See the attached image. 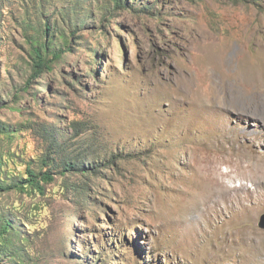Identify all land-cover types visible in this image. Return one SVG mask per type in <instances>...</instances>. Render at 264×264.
Masks as SVG:
<instances>
[{
	"label": "rangeland",
	"instance_id": "1",
	"mask_svg": "<svg viewBox=\"0 0 264 264\" xmlns=\"http://www.w3.org/2000/svg\"><path fill=\"white\" fill-rule=\"evenodd\" d=\"M124 2L0 0L4 171L47 168L39 124L88 168L0 195L27 239L0 263L264 264V0ZM27 33L63 51L36 78Z\"/></svg>",
	"mask_w": 264,
	"mask_h": 264
},
{
	"label": "trees",
	"instance_id": "2",
	"mask_svg": "<svg viewBox=\"0 0 264 264\" xmlns=\"http://www.w3.org/2000/svg\"><path fill=\"white\" fill-rule=\"evenodd\" d=\"M117 8H128L124 0H113ZM49 25H46L44 34L45 37L49 38ZM26 38L31 46V61H32V76L31 78H36L43 74L46 71H51L52 66L55 61L59 60L63 55V51L60 49L51 48L52 43L50 40L42 42L40 37L37 35L26 34ZM79 122L75 121L71 126L76 130V127L79 126ZM22 129L14 130L9 125H0V138L12 139L18 131L26 130L29 127H25L22 123ZM39 129L42 131L47 143H49V151L47 154L42 157L41 162L43 167L39 168V171L33 169L30 165L26 167L25 172L21 175H13L9 171H4L7 168V164L12 162V156L10 152L3 153L0 152V195L15 192L18 194L26 195H38L44 196L46 193V185L53 183L55 181L56 175L66 176L68 173H81L85 175L88 173V168L78 164L73 159L70 161L66 158H62L59 161L57 160L62 151V145L57 139L54 126L47 125H38ZM49 139V140H48ZM68 188L69 185H65ZM74 189H78L80 193H84V187L75 186ZM27 226L28 223H25ZM13 230V222L0 212V255L2 256H14V254L19 253L20 249L16 248V242L14 238L23 243L27 241L26 238H19V233H11ZM15 250V251H13ZM19 256V255H17ZM21 258V257H20ZM22 264L26 262L22 261ZM1 264V263H0Z\"/></svg>",
	"mask_w": 264,
	"mask_h": 264
},
{
	"label": "bare ground",
	"instance_id": "3",
	"mask_svg": "<svg viewBox=\"0 0 264 264\" xmlns=\"http://www.w3.org/2000/svg\"><path fill=\"white\" fill-rule=\"evenodd\" d=\"M214 171V170H213ZM219 176H223V174H219ZM240 187H242L241 185H240ZM242 188H244V187H242ZM212 194H214L213 192H211L210 193V196H209V198L210 199H208V198H206L207 199V201L209 200H211L212 199V201H210L211 203H210V205H209V207H205L206 209H207V211L206 212H210V211H213L214 210V212L215 213H217L219 210H218V206L220 207V211L221 212H223V207L221 206V205H224L225 203H232V205H236V206H240L241 207V209L243 210L244 208H245V199L244 200H242V199H240L238 196H237V199L236 200H234L236 197H231V196H227V195H222V194H219V197H215L214 198V195H212ZM208 196V195H207ZM206 197V196H205ZM214 198V199H213ZM208 203V202H207ZM207 203H205V204H207ZM227 208H225V210H226ZM201 210V209H200ZM199 210V211H200ZM205 212H202V214H204ZM200 218V217H199ZM201 219V218H200ZM192 224V223H191ZM193 227H194V225H193Z\"/></svg>",
	"mask_w": 264,
	"mask_h": 264
},
{
	"label": "water",
	"instance_id": "4",
	"mask_svg": "<svg viewBox=\"0 0 264 264\" xmlns=\"http://www.w3.org/2000/svg\"><path fill=\"white\" fill-rule=\"evenodd\" d=\"M258 226L260 229L264 230V215H262L259 219Z\"/></svg>",
	"mask_w": 264,
	"mask_h": 264
}]
</instances>
